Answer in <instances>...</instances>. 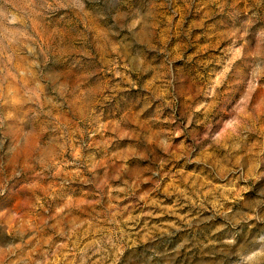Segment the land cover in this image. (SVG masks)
I'll return each mask as SVG.
<instances>
[{"label":"rangeland","instance_id":"obj_1","mask_svg":"<svg viewBox=\"0 0 264 264\" xmlns=\"http://www.w3.org/2000/svg\"><path fill=\"white\" fill-rule=\"evenodd\" d=\"M0 264H264V0H0Z\"/></svg>","mask_w":264,"mask_h":264}]
</instances>
